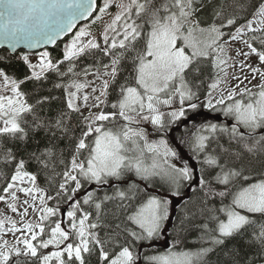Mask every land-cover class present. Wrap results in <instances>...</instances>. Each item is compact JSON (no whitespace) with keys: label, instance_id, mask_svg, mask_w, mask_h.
I'll list each match as a JSON object with an SVG mask.
<instances>
[{"label":"snow or ice","instance_id":"snow-or-ice-1","mask_svg":"<svg viewBox=\"0 0 264 264\" xmlns=\"http://www.w3.org/2000/svg\"><path fill=\"white\" fill-rule=\"evenodd\" d=\"M68 33L61 59L19 56L23 79L0 69V201L22 217L39 213L23 227L0 218V264H213L220 254L215 264H264V0H0V47L40 49ZM233 41L247 49L236 55L259 62L240 65L259 77L255 91L221 89ZM49 74L68 77L53 84L66 105L54 114ZM202 108L233 123H196ZM189 111L193 128L174 146L169 134ZM61 201L70 202L67 227L52 219Z\"/></svg>","mask_w":264,"mask_h":264},{"label":"trees","instance_id":"trees-1","mask_svg":"<svg viewBox=\"0 0 264 264\" xmlns=\"http://www.w3.org/2000/svg\"><path fill=\"white\" fill-rule=\"evenodd\" d=\"M261 2V0H246V3H248L249 5H254V6H258L259 3ZM251 12H252V7L248 8V18L251 19ZM242 22V21H241ZM60 44L55 50H52L51 53L53 54L55 59H61L62 58V48H61ZM19 56H21V53L12 55L10 52L8 51H0V69H3L4 71H6L9 75H14L17 79H23L25 77V75L28 73V68L27 66L24 64V62L19 59ZM7 57L8 59H2ZM102 62H107V57H102ZM92 60L91 58L88 59H81L80 61L77 62V71L80 70V68L84 67L85 65L91 64ZM67 62H65V65H62L61 67L64 68L66 67ZM102 69V68H101ZM208 72L211 76V72L208 69ZM50 76H52V74H49ZM68 77H65L63 81H58L56 77L52 76V78L46 83L45 85V89L46 92L44 94H50L54 97H57V99H54L51 101V109L52 112H50V114H54L55 110L61 109V108H65V94H64V89L62 88H54L53 84L56 82H67ZM32 82L29 81L27 82L25 85H23V89L25 91H29L32 88ZM111 91V89H110ZM115 97V93H113L112 95H110L108 97L109 101L111 102L112 100H114ZM203 99V94L202 97ZM110 109L105 108L104 111H109ZM202 115L200 116V122L201 119L204 117L207 118H211L212 117V121L216 120L217 123L220 124H231L233 123V121L227 119L226 117H222V118H214L217 116H220L219 112H208L207 109L202 108L201 109ZM191 114V116H190ZM193 113H191L190 111L188 112V117L189 119L187 121H182L180 122L178 125H174L173 126V130L170 132L169 134V139L170 142L174 145V146H178L177 145V140L179 139V137L181 135H184L185 137H187L188 132L191 129V118ZM222 114V113H221ZM73 121L74 122H78V117L76 114H73ZM185 124L187 125V130L185 129ZM174 137V138H172ZM181 153L184 156L185 159L189 160V163L192 165H195V161L194 160H190L189 158V154L187 153L186 149L181 148ZM34 169V165H29V170H33ZM198 171V169H197ZM38 183L40 186L42 187H47L46 182L44 180V177L41 176L38 180ZM4 186V179L0 178V189H2ZM192 187H195V184L192 185ZM92 189L95 188V186L90 187ZM90 190V189H89ZM81 194L84 193V189H81ZM192 193L190 190H186V194L185 197H182L179 199V202L176 204V210L177 212H179L180 208L183 207V202L184 199H186L188 196H191ZM81 198V197H80ZM79 198V199H80ZM57 202L56 201H49V206H56ZM68 205V201H61L59 203L58 207H64ZM52 219H57V217H54ZM50 223V221L48 222ZM48 228L46 227V233L48 232ZM46 238V237H45ZM195 233H192L191 236L189 237L188 241H186L187 246L188 247H194L195 246ZM145 252H149L151 251L150 249H145ZM226 259V257L223 256V254H220L219 256L217 255H213L212 260H213V264H215V262L217 260H220L221 262H223Z\"/></svg>","mask_w":264,"mask_h":264},{"label":"rangeland","instance_id":"rangeland-1","mask_svg":"<svg viewBox=\"0 0 264 264\" xmlns=\"http://www.w3.org/2000/svg\"><path fill=\"white\" fill-rule=\"evenodd\" d=\"M111 17L110 16H106L105 18V21L107 20H110ZM103 23L104 21H101V22H98L96 24H91V30L93 32V34L95 35H99V33L102 31V28H103ZM90 22L88 23H85L83 24L82 26H85V25H89ZM71 39V37L69 39H67L65 42L62 43L61 45V48L63 49V46L65 43L69 42V40ZM237 49H243L244 51H247V49L245 48V46L242 44V43H239V42H235L233 41L230 45V48H229V52L230 54L232 55L233 59L229 60L228 61V64L229 65H235V67H228L227 69V72H228V76L225 77V79L227 80V84H222L221 85V89H225V88H229V87H234L236 84L239 83V86H240V89H243L245 87H248V88H251L253 89L254 91L257 90L256 89V85L260 82L259 81V77H257L256 79H252V74L250 72V70L248 68H244L243 71L241 70V63H245V64H252L253 66H257L258 65V60L256 59L255 56H250V57H244L242 55L238 56L236 55V50ZM45 51V50H44ZM46 51H49V50H46ZM51 53V51H49ZM29 55V59L35 63L38 59V56H37V53H21V55ZM51 55L53 56V54L51 53ZM54 58V56H53ZM211 67H209L210 69ZM100 71H103V69H100ZM213 75V73L211 74ZM248 76V79L244 80L243 83H240L238 80H236L234 77L236 76H239L242 80L244 78V76ZM221 76H223V73H221ZM80 79H83V77H80ZM88 80H92L93 77L92 76H89L87 77ZM249 81H251V83H249ZM100 85V81L99 80H96L95 84L93 85V87H99ZM87 91L89 93H91V88L87 89ZM219 94V90H217V92L214 93V95H218ZM89 103H92L91 99L89 101ZM103 107V106H102ZM105 109V108H104ZM83 112L85 114L88 113V109L87 108H84L82 109ZM101 109H94L93 111H100ZM193 115V114H192ZM191 116V114H190ZM224 115L220 113V116H217V117H214V118H222ZM225 117V116H224ZM205 119L202 118L201 121H203ZM209 120L212 119L211 118H208ZM200 119H198L196 121V123H199ZM212 121V120H211ZM212 122H216V120H213ZM145 127H149V130L151 131L150 129V126L149 125H145ZM191 129L193 128V120L191 118ZM157 137H154V136H150V139H156ZM174 138V137H172ZM92 186H95V185H90L88 186V190L92 189L90 187ZM96 187V186H95ZM107 187V186H106ZM84 193L81 194V192H78L75 199H79ZM20 199L23 200L24 199V196L23 194H20ZM11 201L9 200L8 203H10ZM178 201H176V203H178ZM8 203L4 202V201H0V218H3V217H10L12 220H15L17 221V226L18 227H23V222H37L39 221V213L36 212L34 213L32 209H29V215L26 216V217H22L20 216L18 213H13L10 208L8 207ZM38 203V202H37ZM70 202H68V205L67 206H64V207H59V211H58V214H57V219H62L63 223H62V227H67L68 226V219H67V211H70L71 208H70ZM26 207V206H25ZM18 210L19 211H23V207L20 206L18 204ZM6 227H10V225H6ZM17 236L20 235V233H17L16 234ZM3 239H6L9 244L13 243L14 240H15V236H13V234L11 233H8L7 235H4L3 236ZM54 249L52 248H49L47 250H43L45 252H50Z\"/></svg>","mask_w":264,"mask_h":264},{"label":"water","instance_id":"water-1","mask_svg":"<svg viewBox=\"0 0 264 264\" xmlns=\"http://www.w3.org/2000/svg\"><path fill=\"white\" fill-rule=\"evenodd\" d=\"M100 0H98V4H99ZM90 22V19L89 20H82V21H79L78 24H77V29L79 27H81L83 24L85 23H88ZM76 31V29H73V32ZM72 36V33H68L67 35L59 38L55 45H46V46H43L41 47L40 49H27V48H20V49H16V50H11V49H7L6 46H3V47H0V51H8L10 52L12 55H15V54H18V53H21V52H26V53H38L39 51H44V50H49V51H52V50H55L61 43H63L64 41H66L68 38H70Z\"/></svg>","mask_w":264,"mask_h":264}]
</instances>
